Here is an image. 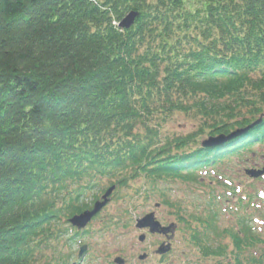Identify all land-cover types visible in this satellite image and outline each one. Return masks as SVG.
Here are the masks:
<instances>
[{
	"label": "trees",
	"instance_id": "obj_1",
	"mask_svg": "<svg viewBox=\"0 0 264 264\" xmlns=\"http://www.w3.org/2000/svg\"><path fill=\"white\" fill-rule=\"evenodd\" d=\"M179 114L195 129L170 133ZM256 148L263 157L264 0H0V264H71L59 241L88 233L68 219L104 180L160 193L207 262L243 264L259 241L246 213L235 227L220 219L264 190L230 186L224 171ZM175 181L200 184L202 202L169 200ZM263 263L264 252L247 264Z\"/></svg>",
	"mask_w": 264,
	"mask_h": 264
},
{
	"label": "rangeland",
	"instance_id": "obj_2",
	"mask_svg": "<svg viewBox=\"0 0 264 264\" xmlns=\"http://www.w3.org/2000/svg\"><path fill=\"white\" fill-rule=\"evenodd\" d=\"M196 124V120L179 114L170 120L166 127L170 133L186 134L195 129L196 126L193 125ZM255 151L256 154L253 155V159H249V163L232 161L227 165V169L224 171V177L230 180V186L245 188L250 191L249 193H253V187H260L264 190V180L253 182V180H258L259 178L252 179L244 171L248 168L261 169L263 166L264 156L258 157L260 148H256ZM103 183H105L104 188L106 189L108 185L107 181L104 180ZM134 184L138 186L139 182L136 181ZM134 184L131 185L132 188L124 187L118 193H114L115 190L112 192L113 194L110 195L106 205L86 224L84 230L88 231V233L77 235L75 238L76 243L70 249L69 246L71 245L64 242V238L60 239L61 242L59 241L58 248L62 253H72L73 259L71 260V264L77 260L78 248L83 244H86L88 248L79 264H114L112 259L116 256L124 259L123 264H210L211 261L207 262V260H210L211 257L198 254L194 246L184 241L186 236H183L181 234L182 232H178L177 227L176 229L175 227H170L168 231L167 237L170 239L172 248L164 257L157 256L158 253L156 252V254L154 252L158 246V241H160L159 236L151 237L146 235L148 237L147 239L145 238L142 242L138 240L140 234L148 233L147 231L137 229L134 226L135 221L146 213L154 212L160 223L165 226L167 224L170 225L175 220L169 214V208L162 202L163 198L160 196V193L145 191V193L135 195ZM163 186L168 188V193L165 194L169 200L181 199L188 204L193 201L195 203L202 202L201 197H203V193H201V185L196 182L184 183L175 181L165 183ZM94 191L92 190L86 195L84 198L86 202L90 203L96 195V193H93ZM260 194L264 195V193ZM97 195L98 198L96 200H99L102 194L97 193ZM255 203H257L256 206L254 205ZM225 205L233 206L234 200H230ZM255 208H258V210H255ZM244 213L248 217V225L253 229L252 234H255L259 240L255 241L252 246H248L243 251V258L241 259L243 264H247L252 259L257 260L264 252V200L260 197L252 198L249 207L247 209L245 208V210L242 209L239 213L234 209L229 210L223 216V219H220L219 226L223 229L226 225H237L239 217ZM118 216L127 221L124 227L121 226L122 222L116 226L107 223L109 220H115ZM223 240L229 242L227 237H224ZM142 254H147V257L139 259L138 256ZM230 257L231 254L228 251L227 259H230Z\"/></svg>",
	"mask_w": 264,
	"mask_h": 264
},
{
	"label": "water",
	"instance_id": "obj_3",
	"mask_svg": "<svg viewBox=\"0 0 264 264\" xmlns=\"http://www.w3.org/2000/svg\"><path fill=\"white\" fill-rule=\"evenodd\" d=\"M138 16L137 12L130 11L128 12L118 23V26L120 28H129L133 23L135 18ZM245 129H240L232 132L231 134L227 136L223 135H218L215 137H209L207 139L202 140L201 145L203 146H214L222 143L223 141L239 134L240 132H243ZM246 174L249 175L252 178H257L260 175L264 174V168L263 169H247L245 170ZM115 187L114 185L108 187L106 191L102 194L101 198L99 200H96L92 207L90 209H85L80 213L74 214L71 216L68 221L70 225L73 227H76L77 229H82L85 228L86 224L96 215L100 212V210L106 205V203L109 200L110 195L114 191ZM135 227L137 229H144L147 228L150 233H162L165 232L166 230H169L170 227H164L160 224V222L156 219L154 212H149L145 215H143L141 218L136 220ZM144 239V235H139L138 240L142 241ZM87 250L86 245H82L79 248L78 251V257L80 258L82 254ZM169 250V245L159 247L157 250L158 253H166ZM145 258L144 255H140L139 259ZM113 263L115 264H123L124 259L116 256L113 259Z\"/></svg>",
	"mask_w": 264,
	"mask_h": 264
},
{
	"label": "flooded vegetation",
	"instance_id": "obj_4",
	"mask_svg": "<svg viewBox=\"0 0 264 264\" xmlns=\"http://www.w3.org/2000/svg\"><path fill=\"white\" fill-rule=\"evenodd\" d=\"M143 231H147L148 233V229H143ZM168 231L169 230H166L165 232H162V233H156V234H145V238L147 239L148 237H146V235H149L151 237H154V236H159V240L158 241V246L157 248L154 250V252L156 253L157 252V249H159V247H163V246H167L170 244L171 248H172V245H171V242H170V239L167 237L168 236ZM168 239V240H167ZM171 251V250H170ZM157 254V253H156ZM166 254L164 255H161V254H158L157 256H160V257H164ZM145 258L147 257V254H144Z\"/></svg>",
	"mask_w": 264,
	"mask_h": 264
}]
</instances>
